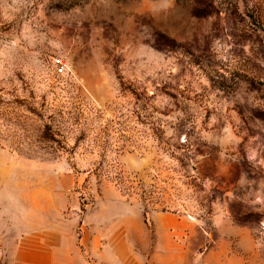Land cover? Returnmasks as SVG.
Masks as SVG:
<instances>
[{
  "label": "rangeland",
  "instance_id": "rangeland-1",
  "mask_svg": "<svg viewBox=\"0 0 264 264\" xmlns=\"http://www.w3.org/2000/svg\"><path fill=\"white\" fill-rule=\"evenodd\" d=\"M263 219L264 0H0V264L43 221L82 264H264Z\"/></svg>",
  "mask_w": 264,
  "mask_h": 264
},
{
  "label": "crops",
  "instance_id": "crops-1",
  "mask_svg": "<svg viewBox=\"0 0 264 264\" xmlns=\"http://www.w3.org/2000/svg\"><path fill=\"white\" fill-rule=\"evenodd\" d=\"M154 219L159 224L163 220L168 221L171 226H176L178 223V220L173 216L163 214L156 215ZM58 223L56 221H43L33 224L32 226L35 229L30 232L28 241L24 245L22 244V249L28 250L35 255L30 257V259H23L22 261L20 259L14 264H72V256H75V258L79 256L76 236H74L73 232L67 231L63 225L60 227V223ZM175 232H173V229L170 231L171 234ZM252 247L250 245L248 250L253 253L255 251ZM177 254L178 242L175 241V245H171L170 251L166 255L171 256L172 259H177ZM77 261L76 264H82L81 259H78V257Z\"/></svg>",
  "mask_w": 264,
  "mask_h": 264
},
{
  "label": "built area",
  "instance_id": "built-area-1",
  "mask_svg": "<svg viewBox=\"0 0 264 264\" xmlns=\"http://www.w3.org/2000/svg\"><path fill=\"white\" fill-rule=\"evenodd\" d=\"M56 66H57V71L61 72L62 71V62L61 60L57 59L56 60ZM259 233L264 237V219L260 221L259 223Z\"/></svg>",
  "mask_w": 264,
  "mask_h": 264
},
{
  "label": "trees",
  "instance_id": "trees-1",
  "mask_svg": "<svg viewBox=\"0 0 264 264\" xmlns=\"http://www.w3.org/2000/svg\"><path fill=\"white\" fill-rule=\"evenodd\" d=\"M75 1H76V2H80V1L82 2L83 0H75Z\"/></svg>",
  "mask_w": 264,
  "mask_h": 264
}]
</instances>
